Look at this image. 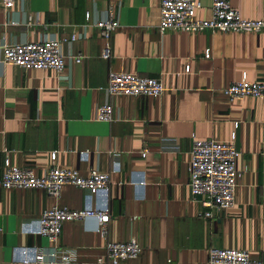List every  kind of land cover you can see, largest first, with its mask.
<instances>
[{"label": "crops", "instance_id": "1", "mask_svg": "<svg viewBox=\"0 0 264 264\" xmlns=\"http://www.w3.org/2000/svg\"><path fill=\"white\" fill-rule=\"evenodd\" d=\"M13 1L8 10L0 2V60L5 44L55 39L65 66L57 74L0 62V177L5 164L41 176L52 152L58 165L83 176L106 172V193L63 186L57 204L74 211L107 207L109 221L105 238L94 220L67 222L54 248L39 235V218L54 199L41 190L0 187V264H24L36 252L45 256L39 264H50L48 254L58 250L73 253L68 264H109L105 243L131 237L142 252L120 264H208L210 249L242 250L264 264V102L229 101L222 93L243 78L264 81V31L162 33L159 0ZM199 2L196 18L208 19L212 0ZM229 2L243 19L264 20V0ZM109 6L119 28L104 61L93 25ZM77 55L84 57L80 64L72 60ZM111 72L160 79L166 92L109 98ZM106 103L113 105L110 123L96 120ZM232 135L240 154L235 203L205 220L198 216L202 198L193 200L188 187L192 138L227 142Z\"/></svg>", "mask_w": 264, "mask_h": 264}, {"label": "built area", "instance_id": "2", "mask_svg": "<svg viewBox=\"0 0 264 264\" xmlns=\"http://www.w3.org/2000/svg\"><path fill=\"white\" fill-rule=\"evenodd\" d=\"M160 16L158 29L160 32L176 31L184 33H200L204 31L221 33H261L264 31V20L243 19L234 10L229 0H212L210 17L205 20L196 18V12L201 9L199 0H159ZM5 10L10 9L13 0H0ZM90 14H86L88 20ZM104 46L101 59L111 58L110 38L119 28L114 6H109L104 20L93 25ZM77 35L70 37L71 41ZM208 52L205 57L208 58ZM72 60L80 64L84 57L73 56ZM1 64L13 65L23 70H53L60 74L65 66L59 40H41L36 43L5 44L1 48ZM109 98L124 97H161L166 89L160 79L142 78L134 74L111 72L107 86L104 89ZM229 101L242 100L247 97L264 102V81L249 82L245 78L233 82L222 90ZM96 120L110 123L113 120V105L106 103L97 109ZM2 132L0 131V136ZM144 149L142 156H146ZM188 165V187L193 200L201 197L200 204L204 209L198 216L213 221L221 214L230 210L235 203L238 171L236 168L239 152L234 145V135L227 142L214 140L202 141L192 138ZM50 163L43 175L37 176L28 167H13L5 164L0 177V187L9 190H41L53 198L55 204L46 210L39 218V235L45 238L54 248L61 234L63 224L67 222H85L94 220L96 234L106 237L109 221L108 209L95 208L81 211L60 207L57 201L63 186L89 192L90 194L106 193L109 187V174L90 169L87 176L78 170L58 165L57 153L49 156ZM105 258L109 264L137 258L142 247L134 237L125 242H106L104 245ZM44 254L36 252L32 260H23L24 264H39L44 261ZM53 264H68L73 259V253L65 250L53 251L48 254ZM30 261V262H29ZM101 262V260H99ZM50 263V264H52ZM208 264H262L252 260L249 254L242 250L210 249Z\"/></svg>", "mask_w": 264, "mask_h": 264}]
</instances>
